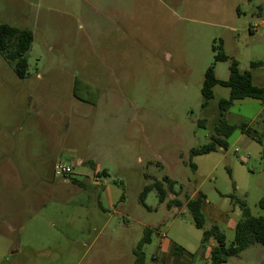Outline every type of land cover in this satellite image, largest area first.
Segmentation results:
<instances>
[{
	"label": "rangeland",
	"instance_id": "1",
	"mask_svg": "<svg viewBox=\"0 0 264 264\" xmlns=\"http://www.w3.org/2000/svg\"><path fill=\"white\" fill-rule=\"evenodd\" d=\"M0 23L34 34L26 79L0 54V189L18 213L5 216L0 264H134L147 229L146 264H210L217 242L203 248L204 231L218 226L230 245L242 218L232 196L264 214V144L238 130L227 149L191 155L212 141L219 102L230 96L218 85L202 106L206 70L215 64L229 77L215 43L264 86V35L250 30L264 27V0H0ZM76 81L95 103L74 96ZM263 109L261 100H237L226 119L264 141ZM59 162L73 168L69 179L55 177ZM155 181L166 200L153 189L144 206L140 195ZM198 192L208 201L203 229L187 207ZM224 264H264V247Z\"/></svg>",
	"mask_w": 264,
	"mask_h": 264
},
{
	"label": "trees",
	"instance_id": "2",
	"mask_svg": "<svg viewBox=\"0 0 264 264\" xmlns=\"http://www.w3.org/2000/svg\"><path fill=\"white\" fill-rule=\"evenodd\" d=\"M33 41L34 34L30 29H21L7 23H0V54L13 66L16 76L21 80L26 79L28 76L29 61L27 54L31 50ZM212 49L215 53V63L227 62L229 64L230 75L226 81L218 79L215 64L206 70L202 88L204 98L202 106L203 108L208 107L210 101L214 98V88L218 85L229 88L230 96L228 99H221L219 102L220 119L215 128V135L212 137V141L200 148L193 149L191 152L192 156L209 154L217 151L219 148L227 149V140L238 130L254 141L262 145L264 144L263 137L250 124L243 122L239 125H231L226 119L228 111L237 100L252 98L261 100L264 103V87H260L253 82L252 72L240 71L239 62L224 52L222 41L220 44L215 43ZM261 65V62H252L251 68H257ZM74 96L83 102L95 103V101L85 99L83 93L80 91V81H76L75 83ZM262 122L264 125V109ZM201 124L203 125V123ZM192 167L195 169V165H192ZM164 182L169 183L171 189L175 184L168 177L164 178ZM73 183L85 187L83 182L76 179H73ZM153 189L158 191L160 201L165 202L167 196L165 185L161 181H155L153 184L145 187L140 195V202L144 206L147 194ZM231 198L235 203L240 205L242 218L235 227V239L230 245H227L226 235L218 226H213L211 229L204 231L201 243L203 248L206 247V244L211 239L217 242V245L210 250V264L227 263L229 259L239 256L251 246L259 245L264 247V214L258 217L252 216L245 201L238 200L234 196ZM206 201L205 194L198 192L196 197L190 199L187 203L188 210L193 215L196 227L199 229H203L205 226V217L202 210ZM99 207L102 211H105L101 203H99ZM259 207L264 212V195L259 202ZM151 234L152 231L147 229L143 238L134 249V264H146L147 257L144 247L151 243ZM174 249L179 256L188 254L191 258H196V253L192 254L181 246H175Z\"/></svg>",
	"mask_w": 264,
	"mask_h": 264
},
{
	"label": "crops",
	"instance_id": "3",
	"mask_svg": "<svg viewBox=\"0 0 264 264\" xmlns=\"http://www.w3.org/2000/svg\"><path fill=\"white\" fill-rule=\"evenodd\" d=\"M228 69H229V64H228ZM229 75H230V72H229ZM216 76H217V74H216ZM217 78L220 79V80H225V81L229 79V77L227 79H221L218 76H217ZM253 82L255 83L254 78H253ZM256 85L259 86V84H256ZM260 87H264V86H260ZM243 135H245V134H243ZM245 136H247V135H245ZM86 163H87L86 160H83V159H79L78 160V164H80V165H85ZM99 174L100 173L96 170L95 176L96 175L97 176L94 178L95 181H96V184H98L97 182L100 179V175ZM103 174L104 175H101V176H106L107 175V172H103ZM78 181L83 182L85 184V187H81L80 186L81 188H84L86 190H89V183L87 182V180H78ZM7 192H10V191H7ZM101 192H104L105 194H107L108 196H110L109 195V190L107 188H102L101 189ZM11 198H13V197H11L10 195H7L6 191H4L3 189H0V232H2L1 229L2 228H5V227H8L10 229L9 221L6 220V217H5L6 215L10 216V218L12 219V221L17 220V218H18V213H17V209H16V206H15L17 204V201L11 200ZM99 198H100V196H99ZM206 202L208 203V201H206ZM99 203H101V202L99 201ZM111 206H113V205L111 204ZM5 211H6V213H5Z\"/></svg>",
	"mask_w": 264,
	"mask_h": 264
},
{
	"label": "built area",
	"instance_id": "4",
	"mask_svg": "<svg viewBox=\"0 0 264 264\" xmlns=\"http://www.w3.org/2000/svg\"><path fill=\"white\" fill-rule=\"evenodd\" d=\"M250 30L253 33L261 34L262 36L264 35L263 23L252 25ZM72 174H73V168L70 165L65 164L63 162H59L58 164H56L54 169L55 177L62 179H69V177Z\"/></svg>",
	"mask_w": 264,
	"mask_h": 264
}]
</instances>
